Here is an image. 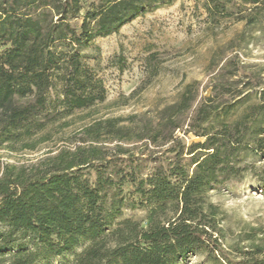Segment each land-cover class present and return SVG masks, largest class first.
<instances>
[{
  "label": "trees",
  "instance_id": "obj_1",
  "mask_svg": "<svg viewBox=\"0 0 264 264\" xmlns=\"http://www.w3.org/2000/svg\"><path fill=\"white\" fill-rule=\"evenodd\" d=\"M160 1L0 0V43L9 44L0 50V147L34 148L50 122L105 101L106 86L80 48ZM202 1L209 15L238 6L249 23L264 6ZM216 78L195 106L189 85L156 118L97 119L73 149L29 165L0 160V264H40L82 244L69 264H182L199 253L235 264L208 191L250 169L264 184V88L236 114L242 90L231 99V85ZM106 141L115 147L103 148ZM137 207L147 209L146 225L121 216ZM256 247L264 255V244ZM251 260L264 263L253 255L239 264Z\"/></svg>",
  "mask_w": 264,
  "mask_h": 264
},
{
  "label": "rangeland",
  "instance_id": "obj_2",
  "mask_svg": "<svg viewBox=\"0 0 264 264\" xmlns=\"http://www.w3.org/2000/svg\"><path fill=\"white\" fill-rule=\"evenodd\" d=\"M230 9V13L216 11L209 15L202 0H161L117 31L94 38L80 52L103 80L106 100L50 122L30 141H34V148H28V142L0 147V160L29 165L60 149H73L80 143V129L97 119L123 117L128 123L131 115L139 120L145 116L156 118L163 108L178 101L189 85L197 97L195 106L209 94L216 77L231 85V99L242 90L235 98L240 100L235 112L241 113L248 103L258 100L264 88V6L251 14L252 23L240 18L238 6ZM8 45L0 43V50ZM188 116L187 112L182 119ZM186 124L184 121L185 128ZM177 136L190 139L182 130ZM102 145L111 149L116 142ZM246 159L257 166L263 163L258 156ZM259 172L250 169L244 176L213 185L208 191L209 199L221 209L223 241L235 264L253 255L264 257L256 247L264 244V184L258 181ZM121 216H132L147 224V209L143 207L125 208ZM83 245L40 264H69L73 253ZM182 264L220 263L199 253Z\"/></svg>",
  "mask_w": 264,
  "mask_h": 264
}]
</instances>
